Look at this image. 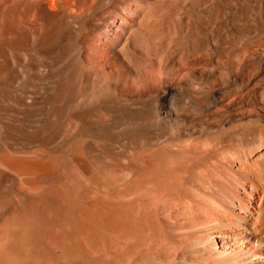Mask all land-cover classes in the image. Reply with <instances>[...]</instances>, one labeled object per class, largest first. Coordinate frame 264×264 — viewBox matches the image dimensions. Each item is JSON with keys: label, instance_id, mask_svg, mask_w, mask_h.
<instances>
[{"label": "bare ground", "instance_id": "6f19581e", "mask_svg": "<svg viewBox=\"0 0 264 264\" xmlns=\"http://www.w3.org/2000/svg\"><path fill=\"white\" fill-rule=\"evenodd\" d=\"M0 264H264V0H0Z\"/></svg>", "mask_w": 264, "mask_h": 264}]
</instances>
